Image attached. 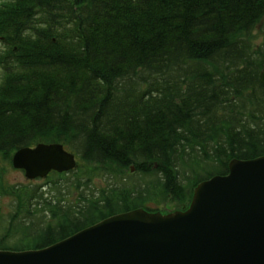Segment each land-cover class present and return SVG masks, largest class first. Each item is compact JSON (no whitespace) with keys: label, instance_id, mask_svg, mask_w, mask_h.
Listing matches in <instances>:
<instances>
[{"label":"trees","instance_id":"obj_1","mask_svg":"<svg viewBox=\"0 0 264 264\" xmlns=\"http://www.w3.org/2000/svg\"><path fill=\"white\" fill-rule=\"evenodd\" d=\"M0 42V188L16 197L1 250L150 202L186 209L232 160L264 156V0H0ZM40 143L129 174L99 192L91 174L5 185L14 154Z\"/></svg>","mask_w":264,"mask_h":264},{"label":"water","instance_id":"obj_2","mask_svg":"<svg viewBox=\"0 0 264 264\" xmlns=\"http://www.w3.org/2000/svg\"><path fill=\"white\" fill-rule=\"evenodd\" d=\"M12 164L31 181L78 167L61 143L23 148ZM0 264H264V156L232 160L185 210L114 215L43 249H0Z\"/></svg>","mask_w":264,"mask_h":264},{"label":"rangeland","instance_id":"obj_3","mask_svg":"<svg viewBox=\"0 0 264 264\" xmlns=\"http://www.w3.org/2000/svg\"><path fill=\"white\" fill-rule=\"evenodd\" d=\"M262 36L263 35L259 31H257V37H258L257 40H259V43L262 40ZM2 49H3V44L0 42V50ZM77 160L79 164V170L77 173L71 174L69 175V177H68V174L58 175L57 173V176H55L56 175L55 174L54 177L56 179L60 177H65L68 180H70V182H72L74 181L76 177H80L81 180H85L91 174L92 175V190L95 192H99V190L105 189L110 182L113 183L114 181H118L120 177H124L129 174V171L119 170L115 166L111 168L110 167L105 168V167L99 166V170L93 171L91 173L89 170H87L88 167L85 166L82 162H80V159L77 158ZM4 175H5L4 184L10 187L18 186L19 184H26L27 182H29V180L26 179L23 171L16 170L11 165H8L6 167ZM47 180L48 179L34 180V184L43 185ZM10 187L9 189H12ZM77 198H78V194L76 193V191H74L72 194V199L76 201ZM15 200H16V197L13 194L9 193V191H2L0 188V211L1 212L5 214H9L10 212H12ZM147 205L151 209L159 208L158 211L163 212V213H169V212H173L178 209L179 210L181 209V206L176 205V203L172 202L170 199L166 201H160L158 203L150 202Z\"/></svg>","mask_w":264,"mask_h":264}]
</instances>
